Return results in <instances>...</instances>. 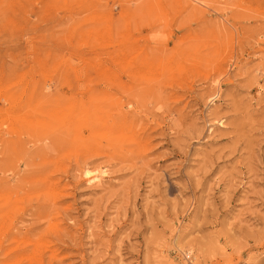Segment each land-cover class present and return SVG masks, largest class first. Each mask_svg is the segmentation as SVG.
<instances>
[{"label": "rangeland", "instance_id": "obj_1", "mask_svg": "<svg viewBox=\"0 0 264 264\" xmlns=\"http://www.w3.org/2000/svg\"><path fill=\"white\" fill-rule=\"evenodd\" d=\"M16 186L0 264H264V0H0Z\"/></svg>", "mask_w": 264, "mask_h": 264}, {"label": "bare ground", "instance_id": "obj_2", "mask_svg": "<svg viewBox=\"0 0 264 264\" xmlns=\"http://www.w3.org/2000/svg\"><path fill=\"white\" fill-rule=\"evenodd\" d=\"M29 173V172H28ZM30 182V181H28ZM18 186H16L14 188V193H12L10 195V197L8 198L7 201L3 202L2 204H0V211H3V214L0 215V219H2L0 221V233H8V224L10 221L13 220V216L12 214L16 213V214H20L22 212V207L19 203L20 201V198H19V190H18ZM3 224H5L3 226ZM16 244V247H14L11 251L12 252H15L16 250H19L20 246L17 245V242L15 243ZM0 252H1V249H0ZM5 258V257H4ZM28 264H29V260H27Z\"/></svg>", "mask_w": 264, "mask_h": 264}, {"label": "built area", "instance_id": "obj_3", "mask_svg": "<svg viewBox=\"0 0 264 264\" xmlns=\"http://www.w3.org/2000/svg\"><path fill=\"white\" fill-rule=\"evenodd\" d=\"M190 256H191L190 254H187V255L184 254V255H183V257L185 258V260H190Z\"/></svg>", "mask_w": 264, "mask_h": 264}]
</instances>
